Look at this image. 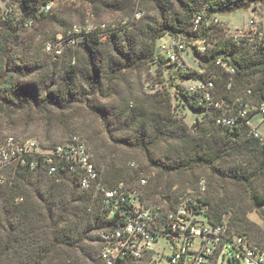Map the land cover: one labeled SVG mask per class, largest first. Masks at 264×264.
<instances>
[{
    "label": "trees",
    "instance_id": "obj_1",
    "mask_svg": "<svg viewBox=\"0 0 264 264\" xmlns=\"http://www.w3.org/2000/svg\"><path fill=\"white\" fill-rule=\"evenodd\" d=\"M252 1L258 0H0V6L4 5L0 7V123L30 113L50 119L53 111L63 113L72 105L83 106L107 129L112 118L118 120L119 128H138L139 136L127 144L139 149L147 164L157 171L171 173L204 168L217 179L244 184L264 180V145L248 134L249 127L244 120L240 119L234 127L216 124L221 113L234 116L240 109H247V118L251 119L264 102V30L258 26L255 34L248 35L247 32L236 42L235 37L227 33V28L210 24L194 31L192 27L196 12L203 10L205 19L210 20L248 8ZM147 5L156 16L143 15V10H148ZM47 6L49 10H46ZM84 10L93 20L112 11L124 10L126 15L114 21L118 27L113 32L108 30L105 40L101 39L104 31L96 28L77 46H67L65 40L73 26L101 23L85 20ZM135 11L141 13L139 19L128 26L121 24L131 19ZM73 17L81 19L80 23L72 24ZM145 18L151 20L149 41L137 54L109 69L103 68L102 63H84L80 69L74 63H61L63 74L54 81V72L49 70L58 63H47L43 54L56 62L75 55L80 48L91 50L108 43L121 45ZM54 28L56 30L48 36ZM58 35L65 40L60 41L62 54L55 56L47 53L44 46L47 42L57 44ZM42 36L43 43L38 39ZM179 36L185 39L196 60V68H190L185 75L179 74L164 54L158 53L160 38ZM197 41L205 45L204 52L194 44ZM149 64L157 65L158 76L164 72L163 66L171 69L165 93L156 91L152 95L156 101L150 112L142 105L121 103L108 114L105 106L90 103V98L108 97L111 84L120 72L139 70ZM209 71L215 75L212 97L220 103L221 110L203 104L200 94L189 90L191 85L184 88L182 81L176 84L171 81L188 80L195 75L197 82L192 85H198L206 81ZM79 79L85 85L83 92H78L76 87ZM183 107L201 111L202 118L189 127L181 117ZM169 141L179 144L183 156L174 163L156 161L151 146ZM93 160L107 189H113L120 182L126 184L127 179L130 182L136 179V175H128L125 170H108L103 177L94 157ZM5 172L7 180L0 184V264H102L99 259L100 232L116 227L118 221L117 216L110 217L99 195L92 190H81L74 177L66 172L49 175L39 167L35 171L10 167ZM34 173L46 185L41 192L25 191L20 186L21 180ZM142 178L145 177H140L138 182ZM10 179L19 182V186L9 185ZM27 186L29 184L24 187ZM170 193L171 186H168L164 198ZM247 193L249 210L220 201L215 195L205 196V193L196 199L198 205L194 209L208 224L227 223L246 236L255 228L246 215L251 211L264 214V190L256 192L250 187ZM174 199L168 209H173ZM227 214L230 217L225 220ZM44 227L50 230L49 239L38 233ZM94 233L99 241L98 255L87 246L94 240L91 237ZM252 245L264 250V237Z\"/></svg>",
    "mask_w": 264,
    "mask_h": 264
},
{
    "label": "rangeland",
    "instance_id": "obj_2",
    "mask_svg": "<svg viewBox=\"0 0 264 264\" xmlns=\"http://www.w3.org/2000/svg\"><path fill=\"white\" fill-rule=\"evenodd\" d=\"M0 7L3 8L4 5L1 4ZM147 7L148 10H143V15L146 14L150 18L156 16L151 6L147 5ZM16 15H19L17 11ZM84 15L85 20L88 21L109 23L110 21H117L123 18L126 14L124 10L112 11L94 20L89 16L87 11L84 12ZM217 17L226 24L227 33L233 36L246 32L251 20H254L255 24L264 30V0L252 1L248 8L238 9L234 12L219 15ZM150 18H145L139 22L135 29L126 37L128 40L121 45L108 43L91 50L80 48L76 50L75 55L61 58L56 62L43 54L44 61L47 63H58L53 69L49 70L50 73L54 72L52 75L54 81L57 82L61 74H63L61 63H74V65L80 69L84 66V63L94 62L102 63L104 66L103 68L109 69L111 66H114V64L125 62L130 55L133 56L137 54L141 51V48L148 43L149 27L151 25ZM80 20L81 19L77 17H73L72 24H78ZM55 30V28L52 29L48 36ZM38 39L43 43V36ZM165 42H167V38L164 37L158 40L157 45L159 54H163L160 47ZM183 56L190 68L194 70V68H196V60L192 50L187 47ZM163 63L167 62L163 60ZM162 68L164 72H160L159 76L156 64H149L135 71L120 72L111 84L108 97L105 99L93 97L90 98V103L105 106L108 110V114H112V108L117 107L121 103L131 104L133 106L142 105L150 112L152 103L156 101L155 98H152V95L156 91L165 93V87L168 85L167 78L169 77V71H171V69L164 66ZM171 81L175 84L182 81V85H179L185 88L196 83L197 77L192 75L188 80L177 78V80ZM76 85L78 92H83L85 85L81 79L76 82ZM180 112L183 122L189 127L196 120H200L203 115L199 110L192 111L185 107H183ZM110 121V127L107 129L96 115L83 106L78 105L70 106L63 113L53 111L50 115V119H46L36 113H30L28 115L21 114L14 119L4 120L0 123V145L8 137H13L17 140L36 139L44 146H52L66 142L73 135H78L85 141L93 154L103 177L106 176L108 170H125L128 175H136V179H134L133 182H130V179L125 181L126 185L130 188L138 185V179L140 177L147 178L148 184H146V188L139 189L140 192L138 195L141 197V201L144 204L155 205L162 209H166L167 206L171 204L176 194H198L199 182L202 179L206 181L205 196L215 195L220 201L234 203L236 206L246 210H249L251 207L247 193L248 189L251 187L256 192L264 190L263 179H256L250 184L237 183L230 179H217L211 177L204 168L171 173L157 171L147 164L139 149L133 148L127 144L133 142V140L139 136V129L135 127L128 129L119 128L120 124L118 120L112 118ZM250 123L264 134V116L261 113L255 112L250 119ZM151 150L154 159L161 162L174 163L178 158L183 156L179 144L175 141L155 144L151 146ZM131 163L135 164L134 168L130 167ZM3 176L6 181L7 172H4ZM10 180L11 182L9 185L17 184V186H19V182H15L13 179ZM21 183H23L24 186L29 184V186L26 188ZM21 183L20 186H22L25 191L30 192H35V190L41 192L46 186L45 183L38 180L35 173L29 178H25L24 181L21 180ZM168 186H171V193L168 197L164 198V190ZM152 191L154 193H152ZM166 199H168V201H166ZM229 217L230 214L224 216L225 220H228ZM246 217L255 224V228L249 232V235H246L247 239L252 244H255L256 240L264 237V214L261 213V215H259L255 211H251ZM38 233L41 237L49 239V228L44 227V229L39 230ZM91 237L94 240L88 242L87 246L96 251L98 255L99 241H97L95 233L92 234ZM164 245H166V242L161 239L157 244V250L161 251ZM168 252L169 251L166 253L168 254ZM225 253L224 261L222 262L221 257L217 264H229L228 259L231 262L230 264H244L242 256L233 247H228ZM235 258H237L239 263L235 261ZM92 264L96 263L94 262ZM163 264H167L166 258L163 259Z\"/></svg>",
    "mask_w": 264,
    "mask_h": 264
},
{
    "label": "built area",
    "instance_id": "obj_3",
    "mask_svg": "<svg viewBox=\"0 0 264 264\" xmlns=\"http://www.w3.org/2000/svg\"><path fill=\"white\" fill-rule=\"evenodd\" d=\"M49 8L47 6L46 10ZM140 17L141 13L135 11L131 19L122 21L121 24L128 26L131 21ZM210 24L227 28L218 17L206 20L203 10L196 12L192 18L194 31ZM117 27L114 21L102 22L96 26H73L66 40L62 35H58L59 42H47L44 50L58 56L62 54L61 40H65L67 46L75 47L86 34L92 33L96 28L104 31L101 39L105 40L109 35L107 31L113 32ZM257 31L258 26L251 20L246 32L234 36L235 41L239 42L247 32L248 35H253ZM194 44L200 52L205 51L202 42L197 41ZM160 48L167 62L173 64L179 74L190 72V66L183 56L187 48L183 37H170ZM228 71L233 72L232 69ZM207 74L205 82L191 85L189 90L198 92L203 104L221 110L220 103L215 102L212 97V79L215 75L213 71ZM258 112L264 116V102ZM247 116V109L238 110L234 116L221 113L216 119V124L234 127L243 119L249 127L248 134L264 145V134L251 125ZM130 166L135 167L133 163ZM10 167L27 168L30 171L39 167L49 175L66 172L74 177L81 190H92L99 195L100 202L108 210L110 217L117 216L118 221L116 227L100 232L102 246L99 259L102 264H163L164 258L167 259V264H217L221 257L222 262L224 261L228 247H233L240 253L244 264H264V250L261 247L252 245L245 235L237 233L227 223L208 224L203 215L195 211L194 206L198 205L196 199L206 191L204 179L199 182L198 194H178L174 199L173 209L146 206L138 195L139 189H143L147 184L146 178L140 179L137 187L132 189H128L123 182L113 189L105 188L89 148L78 135L50 147L42 145L36 139L17 140L8 137L0 145V184L4 181L3 173ZM161 239L166 245L158 251L157 244ZM235 261L239 263L237 258ZM228 262L231 263L229 259Z\"/></svg>",
    "mask_w": 264,
    "mask_h": 264
},
{
    "label": "water",
    "instance_id": "obj_4",
    "mask_svg": "<svg viewBox=\"0 0 264 264\" xmlns=\"http://www.w3.org/2000/svg\"><path fill=\"white\" fill-rule=\"evenodd\" d=\"M166 201H168V199H166Z\"/></svg>",
    "mask_w": 264,
    "mask_h": 264
}]
</instances>
